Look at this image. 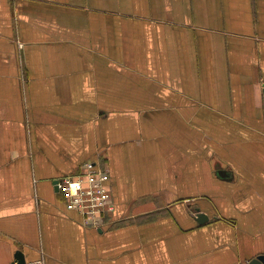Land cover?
Wrapping results in <instances>:
<instances>
[{
  "label": "crops",
  "instance_id": "obj_1",
  "mask_svg": "<svg viewBox=\"0 0 264 264\" xmlns=\"http://www.w3.org/2000/svg\"><path fill=\"white\" fill-rule=\"evenodd\" d=\"M87 162L109 178L99 226L55 185ZM16 252L264 256V0H0V264Z\"/></svg>",
  "mask_w": 264,
  "mask_h": 264
},
{
  "label": "built area",
  "instance_id": "obj_2",
  "mask_svg": "<svg viewBox=\"0 0 264 264\" xmlns=\"http://www.w3.org/2000/svg\"><path fill=\"white\" fill-rule=\"evenodd\" d=\"M108 173L87 162L74 178H63L56 187L65 199V208L80 214L87 224L99 226L106 213L113 210L107 186Z\"/></svg>",
  "mask_w": 264,
  "mask_h": 264
},
{
  "label": "water",
  "instance_id": "obj_3",
  "mask_svg": "<svg viewBox=\"0 0 264 264\" xmlns=\"http://www.w3.org/2000/svg\"><path fill=\"white\" fill-rule=\"evenodd\" d=\"M219 175L221 177H225L226 173L225 172H219ZM204 215L199 214L197 216V222L199 223H203L205 221V216ZM15 257L16 259L19 261V264H24V259H23V255L21 254V252H16L15 253ZM249 264H264V256H258L256 259L252 260Z\"/></svg>",
  "mask_w": 264,
  "mask_h": 264
}]
</instances>
